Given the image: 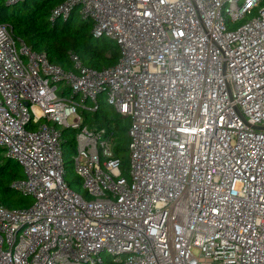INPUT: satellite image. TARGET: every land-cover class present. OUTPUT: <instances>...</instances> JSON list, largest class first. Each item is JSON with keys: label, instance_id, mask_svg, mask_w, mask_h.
<instances>
[{"label": "built area", "instance_id": "1", "mask_svg": "<svg viewBox=\"0 0 264 264\" xmlns=\"http://www.w3.org/2000/svg\"><path fill=\"white\" fill-rule=\"evenodd\" d=\"M75 8L113 65L65 68L0 24V148L32 198L0 204V264H264L260 0H64L51 17ZM99 95L130 118L129 181L111 133L84 123ZM62 128L86 197L64 179Z\"/></svg>", "mask_w": 264, "mask_h": 264}, {"label": "trees", "instance_id": "2", "mask_svg": "<svg viewBox=\"0 0 264 264\" xmlns=\"http://www.w3.org/2000/svg\"><path fill=\"white\" fill-rule=\"evenodd\" d=\"M64 0H22L7 6L5 0H0V24L11 27L16 41L36 52H44L47 58L60 66H69V53H75L82 64L94 70L113 65L118 57V46L113 40L101 37L94 38L90 34L91 23L86 19L77 20L74 16L75 8L67 17L52 16V10ZM264 6V0H260ZM107 104L99 95V107L95 111L83 110L84 122L91 121L97 127L103 126L111 133V141L115 134L125 131L119 119L111 117V110L107 111ZM91 112L92 119L89 118ZM114 147V148H113ZM112 152L115 157L124 146L115 145ZM62 158L73 157L75 151V130L61 129ZM0 148V204L8 209L26 207L31 204L11 183L24 176L21 166L14 160L1 155ZM72 160V158L70 159ZM65 174L67 167L64 162ZM64 174V179H65ZM66 181V179H65ZM67 182V181H66ZM101 264H117L107 259Z\"/></svg>", "mask_w": 264, "mask_h": 264}, {"label": "rangeland", "instance_id": "3", "mask_svg": "<svg viewBox=\"0 0 264 264\" xmlns=\"http://www.w3.org/2000/svg\"><path fill=\"white\" fill-rule=\"evenodd\" d=\"M256 10L257 9H254L251 14L245 15V17L241 21L231 23L229 25V27L233 28V27L237 26L238 24L247 21L253 14H255ZM74 16H75V18L77 20L81 19V15L77 11H75ZM16 45L19 46V42L18 41H17ZM63 67L68 68V66H63ZM58 85H60V87H63V83L58 82ZM87 103H89V102H87ZM105 109L107 111L111 110V112H110L111 117L119 119V122H120L121 126L126 128V130L124 132L120 131V132H117L115 134V137H114V140H113V146L115 144V145H119L120 146L119 149H121V146H124L123 148H125V150H123V151L119 150L118 153H117V156H118V158L120 160L119 168H120V170L122 172V175L125 177V179L127 181H129L130 176H129V173H128L129 152H128V149H127V145H128L127 129L129 127V124H130V118L128 116H121L120 114L115 112L111 106H108V104L105 106ZM89 118L92 119L91 112L89 114ZM84 123L88 127H93V122H91V121H86ZM51 124H53V123H51ZM56 127L60 128V125H56ZM1 155L4 156V152L3 151H1ZM71 158L72 157H65L63 159L64 162H65V166L67 167V171H66V174H65V179H66L67 183L69 184V187L72 190H74L75 192L79 193L80 195L86 197V189L83 186L80 177L77 175V173L74 170V163H73V160H70ZM24 196H25V198L32 200L31 196H29V195H24ZM102 256H103L104 262H106L107 259H109V254H107L106 252H102Z\"/></svg>", "mask_w": 264, "mask_h": 264}, {"label": "water", "instance_id": "4", "mask_svg": "<svg viewBox=\"0 0 264 264\" xmlns=\"http://www.w3.org/2000/svg\"><path fill=\"white\" fill-rule=\"evenodd\" d=\"M15 3H17V2H14V3H5L7 6H9V5H12V4H15Z\"/></svg>", "mask_w": 264, "mask_h": 264}]
</instances>
